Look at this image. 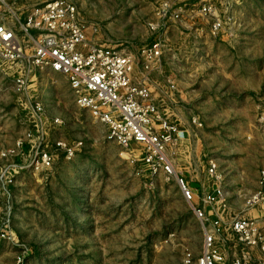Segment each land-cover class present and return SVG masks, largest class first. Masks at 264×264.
<instances>
[{"label":"rangeland","instance_id":"1","mask_svg":"<svg viewBox=\"0 0 264 264\" xmlns=\"http://www.w3.org/2000/svg\"><path fill=\"white\" fill-rule=\"evenodd\" d=\"M41 1L9 3L22 12ZM75 1L97 27L90 32L98 42L139 56L155 39L149 22L162 0ZM170 1L186 11L160 34L163 56L153 77L186 130L173 149L174 163L192 187L191 175L206 189L221 187L233 216H256L246 202L264 162V0ZM201 2L212 3L223 19L219 34L212 32V17L198 10ZM11 86L8 80L0 90V164L2 149L23 131ZM33 93L50 116L63 119L52 140L83 144L72 158L60 154L50 170L21 173L11 198L0 192V225L12 209V239L0 235V264H195L205 227L177 177L152 174L139 144L125 148L109 138L107 127L78 106L62 73L39 78ZM225 247L230 257L239 250L235 239Z\"/></svg>","mask_w":264,"mask_h":264},{"label":"built area","instance_id":"2","mask_svg":"<svg viewBox=\"0 0 264 264\" xmlns=\"http://www.w3.org/2000/svg\"><path fill=\"white\" fill-rule=\"evenodd\" d=\"M9 2L0 0V90L12 81L23 131L2 149L0 192L11 198L12 186L21 173L50 170L60 154L72 158L82 147V141L52 140L63 119L50 116L45 101L33 93L39 78L50 71L59 72L67 78L78 106L107 127L109 138L125 148L139 144V156L152 174L177 177L183 196L205 227L203 248L195 264H264V162L258 188L246 202L249 209L259 210L256 216H233L221 187L197 191L174 163L173 149L186 130L165 105L160 81L153 73L160 71L163 56L164 37L160 34L168 31L170 21L183 19L186 7L162 0L149 22L155 39L143 45L137 56L94 39L91 32L98 29L84 19L75 0H42L22 12ZM198 10L212 17V32L219 34L224 21L216 7L201 2ZM193 120L198 123L196 117ZM216 168L212 161V176ZM11 221L9 208L0 225L1 237L12 239ZM227 239H235L239 247L231 257L225 247ZM192 258L189 253L187 262L192 263Z\"/></svg>","mask_w":264,"mask_h":264},{"label":"crops","instance_id":"3","mask_svg":"<svg viewBox=\"0 0 264 264\" xmlns=\"http://www.w3.org/2000/svg\"><path fill=\"white\" fill-rule=\"evenodd\" d=\"M160 95H161V94H160ZM190 177H191V178H190V179H191V183L194 184V186L197 185V187H199V188H201V186H202L204 189H206V188L209 187V186H208V187L205 186V183L200 184V183H198V182H196V181H193V180H192V179H193V176H192V175H191ZM200 185H201V186H200ZM204 186H205L206 188H205ZM197 187H194V188H196V189L199 190V188H197ZM204 189H200L199 191H202V190H204ZM253 211H254V213H256L257 215L259 214V210H258V209H257V210L255 209V210H253Z\"/></svg>","mask_w":264,"mask_h":264}]
</instances>
